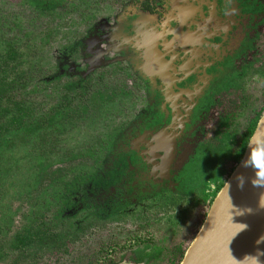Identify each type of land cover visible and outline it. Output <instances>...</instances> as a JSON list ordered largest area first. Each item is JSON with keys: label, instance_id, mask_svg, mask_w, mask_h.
I'll list each match as a JSON object with an SVG mask.
<instances>
[{"label": "flooded vegetation", "instance_id": "1", "mask_svg": "<svg viewBox=\"0 0 264 264\" xmlns=\"http://www.w3.org/2000/svg\"><path fill=\"white\" fill-rule=\"evenodd\" d=\"M22 2L33 8L40 24L45 19L63 28L59 64H66V59L79 62L73 73L78 82L86 78V100L97 96L110 103L111 95H131L121 85L113 86L107 95L102 93L109 78L128 77L142 88L140 98L146 104L133 105L131 120L115 124L121 129L111 133V152H119L112 156L111 170L122 157L127 167L116 185L103 184L110 169L100 177V190L107 189L109 195L105 203L121 207L120 201L133 200L127 194L130 184L135 189L152 182V186L173 187L193 199L196 216L205 219L218 185L233 165L234 152L242 149L246 123L264 106V97L258 106L249 97L259 87L254 86L253 77H264V0ZM0 25L6 31L19 30L21 11L3 8ZM96 52L103 53L102 64H96ZM83 53L80 63L77 58ZM94 74L95 80L90 81ZM245 99L253 105L242 125ZM109 105L112 112L117 111ZM222 127L230 128L233 141L225 144ZM193 161L192 171L187 170ZM162 192L156 190L154 195L161 198Z\"/></svg>", "mask_w": 264, "mask_h": 264}, {"label": "rangeland", "instance_id": "2", "mask_svg": "<svg viewBox=\"0 0 264 264\" xmlns=\"http://www.w3.org/2000/svg\"><path fill=\"white\" fill-rule=\"evenodd\" d=\"M5 7L21 11V25L19 30L15 27L11 31L0 25V62L3 57L13 58L8 60L4 71L0 69V88L17 74H23L22 82H19L23 86L7 91L2 97V107L10 105L5 96L14 94L16 101L24 99L28 104L25 111L36 122L40 115L48 114L64 103L65 94L72 96L75 92L84 96V101L75 100L71 109L53 116L51 129L16 130L9 123L11 113L0 121V264H88L93 257L97 258V263L93 260L89 264H103L101 261L109 258L114 261L123 258L119 264H180L183 253L205 220L196 216L197 204L193 199L173 187L161 188L150 182L133 189L132 183L127 194H131L133 200L128 197L129 201H120L123 210L117 214L116 210L121 207L105 203L108 190L101 191V181L94 180L111 169L112 156L117 153L111 152L109 142L114 140L111 133L121 129L115 124H127L131 120L132 115H128L134 110L133 105L141 107L146 104L140 98L142 88L128 77L114 82L109 78L104 82L102 93L107 95L113 86L121 85L122 90H129L131 95H111L114 99L110 103L97 96L86 100V81L78 82L76 73H73L74 65L79 62L66 59V64H59L65 41L63 28H55L54 21H45L44 18L40 24V19H35L31 12L33 8L23 4L22 0H0V12ZM10 50L15 52L13 57L6 56ZM100 54L103 53L96 52L95 55L98 65L103 61V57L99 60ZM83 56L85 53L77 58L80 63ZM74 57L71 52V59ZM61 69L63 73L59 72ZM68 69L71 74L66 73ZM95 76L90 81L95 80ZM71 81L76 82H72L74 85L68 92L66 87L72 84ZM253 81L256 82L254 86L259 87L249 97L257 105L264 97V77L254 76ZM134 98L137 102L133 101ZM249 100L245 99L246 105L242 107V125L244 115H248L250 105H253ZM111 103L116 112L110 109ZM261 110L264 112V106ZM222 128L220 135H223L225 144L233 141L230 128ZM190 164L187 170L192 171L195 161ZM89 175L93 177L88 178ZM81 176L86 179L78 182L76 187L69 184L73 178ZM193 184L198 186L195 181ZM64 185L70 193L65 202L61 193L59 197L56 193V189ZM156 190L164 191L163 197L154 195ZM153 197L156 203L151 202ZM54 198H60L65 204L55 230H63L66 225L72 233L67 234L63 246L56 252L45 255L44 251L32 246L29 256L23 255L13 248L12 236L18 229L28 230L51 221L60 208L57 204L61 203L55 202ZM75 204L79 206L75 208ZM133 208L135 213L131 211Z\"/></svg>", "mask_w": 264, "mask_h": 264}, {"label": "water", "instance_id": "3", "mask_svg": "<svg viewBox=\"0 0 264 264\" xmlns=\"http://www.w3.org/2000/svg\"><path fill=\"white\" fill-rule=\"evenodd\" d=\"M250 139L264 143V114ZM248 144L219 205L213 210L214 198L180 264H264V255H260L264 253V180H254L260 186H253V170L241 166ZM239 177H243L242 186Z\"/></svg>", "mask_w": 264, "mask_h": 264}, {"label": "trees", "instance_id": "4", "mask_svg": "<svg viewBox=\"0 0 264 264\" xmlns=\"http://www.w3.org/2000/svg\"><path fill=\"white\" fill-rule=\"evenodd\" d=\"M14 55H15L14 50H10L6 53L7 57L8 56L13 57ZM9 59H13V58H9ZM9 59L5 58V57L2 58V62H0L1 63L0 64L1 70H3V71L5 70V67H6ZM22 77H23V74H17L8 84H6V86L1 83L2 85L0 88V93H1L0 94V121L3 120V118L5 117L6 114L11 113V121H9V123L16 130L22 131V129H27L29 131H36V130H46L49 128L51 129L53 127V123H54L53 116L56 117L58 114L62 113V110H67L69 108L71 109L73 106V102L75 100L79 101V102H82V100L84 101V99H83L84 96L82 97L81 95H77L75 92L73 93L72 96L68 94L70 97L67 94H65L64 103H60L57 106V108H53L50 111V112H52L51 114L49 112L48 114L45 113L44 115H40L38 118H36L37 121L34 122L33 117L27 115V113L25 111L28 104H26L24 99H20V100L16 101L14 94H10V95L5 96L6 101L8 103H10V105L5 106V107H2V105H1L2 104L1 101L3 100L2 97L5 95V93L7 91H9L11 89H15L17 86L18 87H21V85L23 86L22 83L21 84L19 83V82H22L21 81ZM1 81L2 80H0V82ZM81 81L83 82L86 80H81ZM74 83L67 85L66 88L68 89V92L71 91ZM82 87H80V88H82ZM85 89H86V86H85ZM84 95H85V93H84ZM263 114H264L263 110H260L257 113V115L254 117L253 121L246 123V126L244 127L243 134H242V149H240L237 152H234L233 157L235 158V160L233 162V165H232L230 171L223 178V181L218 185V189H217L218 192L224 186V184H225L224 181L226 180V178H228L230 176V173L235 169V167L237 166V164L240 162L241 158L243 157V154H244L245 148L248 144V141H249L250 137L252 136V134L255 130L257 122L259 121V119L261 118V116ZM61 118H62L61 119V121H62L64 119V115ZM1 128H2V125H0V129ZM1 143L2 142L0 141V144ZM115 165H117V163H115ZM117 167H118V169H117ZM117 167L113 168L112 170L111 169L109 170V173H110L109 179L106 178V180H104V181L102 179H94V180L95 181L98 180V182H99V180L101 182L103 181L104 185H106V184H108V185H114L115 184L116 185L118 183L119 175L122 174L124 172L125 168L127 167V163L123 157L121 159H119ZM117 173H118V176H117ZM92 177H93V175H89L88 178H92ZM83 179H86V178L84 176H81L79 178H73V182H71L69 184L76 187L78 182H81ZM65 185H64V187H60V189H56L57 190L56 193L58 194V197H59V193H61V197L64 198V200H63L64 202L66 201L65 198L70 196L69 195L70 193L68 192V187ZM57 194H54V196ZM53 200L55 202H61V203L57 204L60 208L57 210V214L54 215V217L51 221L42 222L41 225H38L35 228L31 227L28 230L18 229V231L15 232L14 235L12 236L11 244H12L13 248L20 250L23 253V255L27 254V256H29L28 255L29 250L32 246L36 247L37 249L44 251L43 254H45V255L51 254L52 252H56L57 250H59L57 248H59L60 246H63L64 239H66L67 234L70 235V233H72L71 230L69 229V227H66V225L63 226V230H61V229H60V231L55 230V227L57 226L56 223L59 221L58 219L60 218L59 214H62V212H63V211H61V208L65 207V204L63 203V201H60L61 200L60 198L59 199L54 198ZM77 204H75V208H77L79 206ZM85 207H86V205H85ZM57 216H58V218H57ZM36 218H38V217H36ZM36 252H38V251H36ZM184 254H185V252L183 253V256H184ZM93 260H95V263H97V258L93 257V258H91V260L88 261V264L93 262ZM122 260H123V258H120L117 261H114V260L109 258V259H105L104 261H101V262L103 264H106V263L119 264L120 261H122Z\"/></svg>", "mask_w": 264, "mask_h": 264}, {"label": "clouds", "instance_id": "5", "mask_svg": "<svg viewBox=\"0 0 264 264\" xmlns=\"http://www.w3.org/2000/svg\"><path fill=\"white\" fill-rule=\"evenodd\" d=\"M241 166L244 168H251L253 170L254 176L251 179V182L253 186L259 187L260 185L253 183V181L264 180V143L250 139L248 144V153L241 162ZM239 180L240 186H242L243 177H239ZM260 255H264V253H260ZM258 257L257 260L259 262Z\"/></svg>", "mask_w": 264, "mask_h": 264}, {"label": "bare ground", "instance_id": "6", "mask_svg": "<svg viewBox=\"0 0 264 264\" xmlns=\"http://www.w3.org/2000/svg\"><path fill=\"white\" fill-rule=\"evenodd\" d=\"M232 178H233V177H231V178L228 180V182L226 181L227 183L225 182V184H224V186H223L224 188L222 187V190H220V192L217 193V195H216V199H215V201H217V202H216V204H214V208H213V210L219 205V202H218V201H219L220 198H221V194L223 193L224 189L227 187L228 183L231 181ZM209 209H210V208H209ZM208 212H209V211H208ZM187 249H188V248H187ZM186 251H187V250H186ZM182 260H183V259H182Z\"/></svg>", "mask_w": 264, "mask_h": 264}]
</instances>
